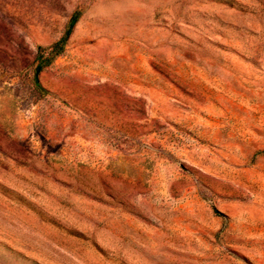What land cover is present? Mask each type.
<instances>
[{"label": "rangeland", "instance_id": "374dc122", "mask_svg": "<svg viewBox=\"0 0 264 264\" xmlns=\"http://www.w3.org/2000/svg\"><path fill=\"white\" fill-rule=\"evenodd\" d=\"M0 264H264V0H0Z\"/></svg>", "mask_w": 264, "mask_h": 264}, {"label": "trees", "instance_id": "16d2710c", "mask_svg": "<svg viewBox=\"0 0 264 264\" xmlns=\"http://www.w3.org/2000/svg\"><path fill=\"white\" fill-rule=\"evenodd\" d=\"M76 20H77V15H74L72 17V19H71L70 24H69V28L65 32V35L59 41H57L51 47H49L50 54H57V53H60L63 50V46L65 45V42L68 39V37H69V35L71 33V30H72V27L75 24ZM42 67H43V65H42V62H41V63H39L37 65V70H36V75H35V84L39 88H41V84H40L39 79L37 77V72L40 71Z\"/></svg>", "mask_w": 264, "mask_h": 264}]
</instances>
